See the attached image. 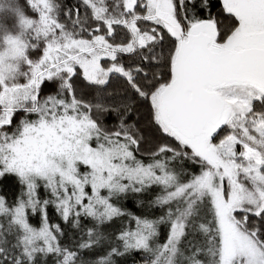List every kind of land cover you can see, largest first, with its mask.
I'll list each match as a JSON object with an SVG mask.
<instances>
[{"label":"snow or ice","instance_id":"snow-or-ice-1","mask_svg":"<svg viewBox=\"0 0 264 264\" xmlns=\"http://www.w3.org/2000/svg\"><path fill=\"white\" fill-rule=\"evenodd\" d=\"M217 2L213 14L212 0H77L66 10L0 0V179L21 188L11 204L0 195V264H36L39 254L114 264L129 251L145 264H264V0ZM113 77L122 91L111 103L77 83L102 93ZM138 106L156 137L146 158L144 130L127 120ZM105 114L117 123L106 126ZM152 187L159 218L118 204ZM50 205L73 226L94 221L77 250L60 245ZM122 217L116 246L80 258L101 241L98 225ZM190 229L203 241L185 254Z\"/></svg>","mask_w":264,"mask_h":264},{"label":"rangeland","instance_id":"rangeland-1","mask_svg":"<svg viewBox=\"0 0 264 264\" xmlns=\"http://www.w3.org/2000/svg\"><path fill=\"white\" fill-rule=\"evenodd\" d=\"M143 157V156H142ZM146 158V157H145ZM180 162H177V170L179 171ZM186 171H193L192 168L184 165ZM21 191L20 185L18 184L16 178L7 177L0 179V195L6 196L8 203L11 204L15 198L19 195ZM41 198L46 197L44 189L41 187L39 189ZM161 194L160 187H152L141 194H129L126 197H122L118 204L131 213H134L137 216L148 217V218H159L164 214L166 209L162 206L150 204L155 197ZM48 219L50 224H58L62 229V234H58L59 243L62 247H67L71 250H77L79 244L87 240L86 232L87 229L92 228L94 221L91 218L81 217L79 226H73L72 222H64L59 214L56 212L53 206H49L47 210ZM29 221L34 226H39L40 224V215L32 214L29 210ZM0 223L7 225V220L0 216ZM129 220L128 217L114 218L110 222H105L102 225H98V231L102 234L101 241L92 249L79 250V256L82 259H96L99 256L105 255L111 247L117 245L118 241L116 240V235L121 231L122 228L128 226ZM168 232V226L166 224H161L158 227V243H163L166 240ZM9 243H14V236L8 235L6 237ZM203 235L198 231L189 230L187 239L182 243L181 247L185 251V254L188 252L187 245L189 242L193 244L202 242ZM74 248V249H73ZM132 251L121 255L113 257L114 264H122L123 259ZM57 256L54 254H39L36 258V264H57ZM201 259H210L209 257L201 256Z\"/></svg>","mask_w":264,"mask_h":264},{"label":"trees","instance_id":"trees-1","mask_svg":"<svg viewBox=\"0 0 264 264\" xmlns=\"http://www.w3.org/2000/svg\"><path fill=\"white\" fill-rule=\"evenodd\" d=\"M21 2H23V0H21ZM108 2L112 3L113 0H108ZM57 3L62 6V10H66L68 7L76 5L77 0H57ZM219 8H220V4L217 2V0H212V7H211L212 13L216 14ZM80 11H81V16H83L85 10L81 8ZM201 15H206V12L201 13ZM219 18L223 20L224 16L221 15ZM61 19H62V22H67L65 18L63 17V11L61 12ZM157 52H159V49H157ZM122 59L125 62H130L131 60L136 59V58L125 55L122 57ZM159 70H161L159 67L153 69V71H159ZM77 83H78V86L80 87L81 93L85 94L88 99H92L94 96H104L107 103H111L113 99L118 98V94L122 91L121 89L122 81L117 80L115 77L111 79L110 83L107 86H100L101 88H103L102 93L99 91H94V90L84 87L83 82L81 81H77ZM51 90H52V86L45 87L44 93L47 94ZM109 93H111L112 95L109 96L108 95ZM138 107L140 110L130 113L127 120H128V123L138 122V126L144 130V135L146 139L142 143L141 151L138 155L147 157L146 150L152 146V142L156 139V137L152 135V132L150 130V125L148 124V118H147V115L143 107L142 106H138ZM102 120H103V123L109 127L117 123L115 116L113 114H105L102 117ZM184 165L193 169V165L191 164V162L186 161L184 162ZM122 264H145V254L143 252L132 251L123 259Z\"/></svg>","mask_w":264,"mask_h":264}]
</instances>
